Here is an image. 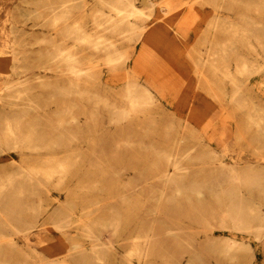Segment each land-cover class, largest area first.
<instances>
[{
    "label": "rangeland",
    "instance_id": "rangeland-1",
    "mask_svg": "<svg viewBox=\"0 0 264 264\" xmlns=\"http://www.w3.org/2000/svg\"><path fill=\"white\" fill-rule=\"evenodd\" d=\"M59 1L0 0V93L6 81L16 78L12 70L26 66L28 88L23 96L33 106L19 123V135L33 141L39 131L45 130L41 129L43 125H55L58 117H64V125L78 133L74 144L77 151L68 150L72 159L67 160L68 169L59 188L53 185L37 188L33 180L18 172L16 164L20 156L39 170L53 169L54 164L44 162L41 151L34 150L35 147L28 146L19 152L7 149L6 158L0 157V176L7 173L13 176L8 185L12 188L0 194V203L13 192L20 208L17 217L21 216L18 232L10 236L15 246L9 247L3 242L5 238H0L3 261L0 262L93 263L88 251L93 246L99 247V242L85 236L82 227L75 223L61 231L53 225L54 217L71 214L78 216V221L89 223L92 231L99 232L103 239L112 240L116 254L108 255L105 264H125L124 255L132 247L133 236L144 234L151 238L146 246L148 254L141 260L131 258V264H264V230L259 233L232 230L220 223L219 213L223 211L206 192L200 199L191 195L187 198L186 194L172 192L173 186L159 182L167 164L166 153L176 157L184 167L182 171L187 173L180 178L181 185L207 179L210 168L220 161L239 169L247 165L264 168V136L246 114L247 110L264 113V73L240 83L231 100L228 96L233 85L207 64L214 52L220 50L219 43L231 41L235 48L229 52L237 55L252 52L245 47L246 40L241 39V34L235 37L232 27L248 26L250 21L264 22L263 1L150 0L146 4L136 0L135 5L143 15L132 20L142 27V34L136 42L119 39L117 43L121 50L131 53L128 66L140 52V66L134 71L128 68L126 80L144 83L154 91L156 99L146 112L134 111L127 120L116 124L109 120L103 103L77 95L66 97L61 88L67 83L66 77L54 72V65L47 73L43 72L46 47L60 35L49 25L48 5ZM98 10L107 12L108 8L97 0H88L73 12L82 14L81 24L86 29H100L93 21V17L99 20L93 16ZM105 34L121 36L110 31ZM251 42L256 44L254 40ZM143 43L145 48L139 51ZM13 47L19 52L20 61L23 59L15 67L10 58ZM78 51L86 57L95 53L89 48ZM254 51L264 54V48ZM95 54L94 76L96 73L102 76L108 67L101 60V52ZM228 59L229 70L234 72L235 57L232 54ZM117 68L113 74L124 76L125 70ZM45 74L50 80L36 78ZM238 78L243 80L244 76ZM126 80L109 83L91 79L81 85L110 102L124 104ZM71 105L75 117L72 120L65 111ZM262 127L264 130V124ZM54 151L57 153L58 149ZM185 154L188 157H183ZM11 161L15 164L9 165ZM39 180L44 179L39 176ZM237 185L241 196L257 203L264 212V193L254 186ZM19 186L21 190L16 193L13 188ZM158 189L163 192L158 193ZM36 204L43 205L41 212L36 210ZM222 236L238 242L231 245ZM215 237L218 238L210 241Z\"/></svg>",
    "mask_w": 264,
    "mask_h": 264
},
{
    "label": "bare ground",
    "instance_id": "bare-ground-1",
    "mask_svg": "<svg viewBox=\"0 0 264 264\" xmlns=\"http://www.w3.org/2000/svg\"><path fill=\"white\" fill-rule=\"evenodd\" d=\"M97 1L108 8L107 12L98 10L93 14V16L99 17L98 21H95L97 19L93 17V21L96 25L100 26V29H86L81 24V19L83 17L81 16L82 14L75 15V13L73 12L74 9L78 7L81 8L86 5V2H88V0H60L59 2L51 3L48 5V8H50L48 12L49 25L52 26L53 32H59L60 35L56 39L55 37L52 38V41L49 42V45L46 47V50L43 54L44 64L42 65V68L43 72L47 73L48 70L52 69L51 66L54 65V72H57L60 75L66 77L67 83L61 87L63 88L62 93L66 97L77 95L82 98H93L95 100V103H103V105L107 107V115L109 120L116 124L127 120L129 116L134 113V111L146 112L156 99L154 91L148 89L149 87H147L144 83H140L139 81L135 82L133 80H126V77L128 76V68H130L131 71H134L136 67L140 66V52H138V56L135 59L133 57L131 63L132 65L128 66L127 62L131 57V53L121 50L119 44L117 43L119 39L134 40L135 42L139 40L142 34V27L136 24L132 19L141 17L143 15V12L141 11V9L136 7V0ZM141 1L145 2L146 4H150L151 2L150 0ZM221 1L223 2L224 0H216V2ZM261 1H263L262 3L264 4V0ZM107 31L116 32L117 35L121 36L117 38H115L114 36H107L105 34ZM232 32L235 37L236 34H241V39L246 40L245 47L251 49L252 52L237 55L229 52V50L235 48V45L231 41H227V43L223 44L219 43L217 44V48H219L220 50L218 52H214L212 59L207 60V64L212 68L214 73H219L222 79L229 81L233 85L232 92L228 97L229 99L234 100L235 94L239 91L240 83L245 82L250 76L254 74L264 73V54L254 51L257 48H264V22L261 23L250 21L248 26L243 27H236L234 25L232 27ZM251 40L256 41V44L252 43ZM33 43L34 42H32V45ZM12 44L14 46V39L12 41ZM83 48L92 49L95 53L96 51L101 52V54H99L101 56V60L103 63L107 64L108 67V71L104 75L99 76V74L96 73L94 76L93 63L96 59L94 57L96 54L92 53L91 56L93 55V57H86L78 51L79 49ZM143 48H145V43L140 46L139 51ZM11 49V63L13 64V66L18 65L17 63L20 61V59L17 57V55L19 52L16 53L14 47ZM232 54L235 57L234 72H231L229 70L228 63L229 55ZM117 67L123 68L125 70L124 76H116V73L113 74L115 70L118 69ZM12 71L16 75V78L6 81L3 86V91L0 93V157L3 158V160L6 158V156L8 155L6 153L7 149L19 152L22 151L23 148L28 146L35 147L34 150H37L39 152L41 151V157L44 162H52L54 164L53 169L51 171L45 169L39 170L34 165L26 164L23 161V156H20L19 161L16 164L18 172L22 173L30 180H33V183L37 188H46L48 187V185H53L55 188H59L61 183H63L62 180L64 179L65 172L68 169L67 160L69 157H71L70 159H72V156L69 155L68 150L74 148L75 151H77V148L74 146V144L76 143L75 138L78 133L70 131L69 129L71 128H67V126L64 125L62 121L64 117H58L57 123L55 125H43L41 129L45 128V130L39 131L33 141L31 139L20 136L19 123L21 122V119L28 114L27 110H33V106H31L30 104V99H24V96L26 95L25 91H27L28 88L24 74V72H26V66H20L17 70L13 69ZM45 75H39L36 78H43L47 81L50 80V76L48 74ZM240 75L244 76L243 80H240L238 78V76ZM91 79H95L97 81H106L109 83L114 81L118 82L119 80L123 79L126 80L123 83V90L125 94L124 104H115L113 102H110L107 98L100 97L93 90H89L87 87L81 85V82ZM13 81L14 83L10 85ZM39 81L42 82V80L40 79ZM65 111L70 114L69 117L71 120L75 118L74 114H72V105L65 108ZM246 114L250 123L254 125L255 128L258 129L264 136V130L262 129V124H264L262 122L264 120V113H261L258 110H256L255 112L247 110ZM90 116L91 114H89L88 117ZM56 148L58 149L57 153H55L54 151ZM50 152H53V154L49 157L48 154ZM2 153H6V155H1ZM172 156L173 155L171 153L164 154L167 164L159 175L160 183L166 186H173L172 192H175V194H186L187 198L191 195L195 196L197 199H200V195L206 192L207 194H209V196L214 198L217 204L216 206L220 207L223 211L219 213L221 217L220 223L225 224V226L227 225L228 228L232 230L241 232L245 231L249 233H259L264 230V212L261 208H259V205L257 203L246 201L241 196L237 185L241 183L248 186H254L259 189V191L261 190V192L264 193V188H262V183L264 182L263 167L247 165L239 169L235 166L228 165L220 161L219 164H216L210 168L209 176L207 177V179L200 181H189L187 184L181 185L180 178L187 173L185 174L182 171L184 167L180 165V161L176 157ZM183 157H188V154H185ZM12 164H15L14 161H11L9 163V165ZM38 175L41 176L44 180L40 181ZM12 178L13 176L11 175V173L0 176V194L3 192L5 194L6 188H12V186H8L11 184L10 182ZM13 189H16V193H19V191L21 190L20 186ZM159 192L162 193L163 190L158 189V193ZM22 194L21 196L24 195ZM6 198V201H2L0 203V238H5L3 239V242L6 245H9V247H13L15 246V242L10 236L18 232V225L21 222L19 218L21 216L19 215L20 217L18 218L17 213L19 212L20 208L19 203L17 202L18 198H13V192L10 191L8 193V197ZM21 198L23 197H20V199ZM154 200L156 201V199ZM35 208L38 212H41L43 209V205L36 204ZM44 208V210H46V207ZM53 209H55V207ZM23 212H27V210H24ZM85 215L87 214H84V216ZM54 218H56V220L53 221V225L57 230H60L65 226H71L75 223L76 225L82 227L85 236L99 242V244L97 243L99 247H94L93 245H91L93 247L88 251V255L93 261V263H91L92 261H90L91 264H105V259L108 257V255L112 253L116 254L112 240L109 238L103 239L102 235L99 232L94 233L89 223L85 221H78V216L74 217L70 214L67 216L63 215L58 218L56 216ZM30 226L33 227L32 224ZM109 226H111L110 223ZM217 238L218 237L210 239V241H215ZM221 239L226 242L228 241L231 245L238 242V240L232 239L227 236H222ZM150 241L151 238H149L148 234H144L142 236H133V240L131 242L132 247L124 255L123 261H125V264H131V258L141 260L144 254H148L146 246ZM94 245L96 246V244ZM220 246L225 247L221 244ZM232 248L230 247V249ZM214 249L212 250L214 251ZM223 250L221 251L222 253ZM228 250L229 249H227L224 253H227ZM11 253H13V251ZM75 254H77V252ZM72 255L73 254H71L70 256ZM78 255L81 256L83 255V253H78ZM83 257L85 258V256ZM6 261L8 260L6 259ZM1 262L0 264H3ZM56 263L58 262L53 261V264ZM45 264H50V261H48V263L46 262Z\"/></svg>",
    "mask_w": 264,
    "mask_h": 264
}]
</instances>
